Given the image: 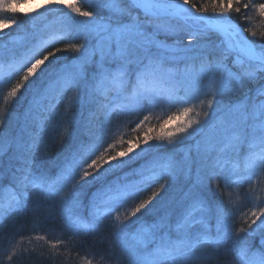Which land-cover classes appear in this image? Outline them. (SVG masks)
I'll return each instance as SVG.
<instances>
[{
  "label": "snow or ice",
  "instance_id": "6c2138e0",
  "mask_svg": "<svg viewBox=\"0 0 264 264\" xmlns=\"http://www.w3.org/2000/svg\"><path fill=\"white\" fill-rule=\"evenodd\" d=\"M27 3L28 0H0V13L14 16L20 12V5ZM48 5L67 8L74 16L81 17L75 24V30L85 34V42L70 43L65 49L56 48L43 55L42 59L33 60L40 51L37 48L31 56L9 65L10 69L22 75L3 97L0 127L4 126L10 102L17 98L18 93L22 94V89L27 91L40 80L52 64L50 57L58 58L57 53L62 51L81 53L76 58L78 63L74 71L59 70L54 81L59 86L57 94L75 90L81 81L90 79L88 95L96 104V112L107 110L111 115L118 110H144L147 113L137 123V129L150 121L155 108H175L176 111L167 114L159 124L158 133L150 134L153 133L152 127L144 132L142 143L149 148L157 146L149 143L153 140L157 144H172L177 137L181 143L188 138H196L204 134L211 124L212 136L197 139L191 147L198 153L202 149L207 153L215 152L213 168L223 169L229 163L227 154H239L241 146L247 144L250 151L245 157L244 171L249 174L240 176L239 164L233 163L232 173L236 179L226 180L224 187L230 183L239 185L244 179L252 181L253 174L249 170L257 164H264V85L254 93L245 92L236 101L222 102L219 97L231 91L233 83L264 79V45L249 41L244 35L250 32L255 37L258 33L251 28L239 27L231 17L232 13L240 15L242 10L246 13L254 7L264 18V3L253 6L251 0H205L203 3L198 0H104L102 6L107 10V16H97L84 10L80 0H47L45 6ZM242 18L251 20L246 14ZM13 26L19 27L17 19L0 18V33ZM213 33L220 37L218 41L210 39ZM160 34L173 37V43L157 39ZM259 36L264 40V31L259 32ZM59 38L62 37H54ZM47 43L49 41L40 47ZM97 56L99 59H94ZM93 65L94 71L86 73V67ZM0 73L9 78L12 75V71L4 72L3 65H0ZM205 77L207 80L201 95L193 96L194 86ZM177 120L180 121L178 126L166 130L167 125ZM118 143L127 144V147L118 149ZM40 145L39 132L30 133L27 141L22 136L0 141V154L14 151L19 153L16 158L21 161V166L15 171L9 169L11 182L3 187V191L10 195L0 203V215L26 208L32 191L49 196L60 195L65 183L78 175L76 182L81 187L95 185L88 206L90 219L85 222L76 211L82 204L73 191L61 197L66 205L67 228L74 235L81 229L94 231L104 219L114 215L113 234L129 257L130 264H177L207 245L219 254L221 246L227 242L228 211L221 202L213 214L200 195L193 196L175 224L164 216L148 226L142 224L133 233L127 231V221L133 217L140 220L163 199L167 184L160 181L165 176L173 178L177 170V164L171 159L154 163L147 175L144 164L131 167L130 161L147 151L141 147L140 139L120 138L106 143L102 134L90 136L74 150L70 162L54 177L36 174L32 170V158L40 151ZM136 148L140 150L134 157L130 156ZM125 168L128 171L125 172ZM118 172H124L123 176ZM216 175L217 172L213 171L205 179ZM198 182L203 183V180L198 178ZM148 190L151 194L141 198V194ZM250 199L251 206L247 211H241L236 206L237 201L230 199L229 203L247 225L238 231L253 236L258 232L264 233V197L253 195ZM129 201L134 203L127 207ZM121 208L125 209L123 219ZM213 220L214 225L211 224ZM35 239L50 244L53 250L64 243L60 239L50 241L39 234ZM260 246L264 248V235ZM230 251L235 252L243 264H264V252L252 251L249 255V249L240 247L238 242ZM53 254L58 253L54 251ZM199 258L211 257L204 255ZM12 259L13 256L9 255L8 260ZM113 259L111 255L102 254L98 264H112ZM85 264H92V260Z\"/></svg>",
  "mask_w": 264,
  "mask_h": 264
},
{
  "label": "trees",
  "instance_id": "16d2710c",
  "mask_svg": "<svg viewBox=\"0 0 264 264\" xmlns=\"http://www.w3.org/2000/svg\"><path fill=\"white\" fill-rule=\"evenodd\" d=\"M35 1L37 0H28L27 4L20 5V12L14 16L0 13V18H14L19 21V27L13 26L0 33V65H3L4 72L12 71L10 78L0 73V107L4 106L3 97L7 91L22 75V73H16L10 69L9 65L31 56L37 48H40V51L37 52L33 60L42 59L43 55H47L49 51H55L56 48L65 49L70 43L85 42V34L75 30L76 22L82 18L74 15H72L74 19H66L58 24V32H52L46 28L43 32L35 31L36 34H34L32 26L43 27L50 20L38 19L39 14H32L29 8ZM103 2L104 0H80L84 10L92 11L97 16H107L108 12L102 6ZM198 2L203 3L205 0H198ZM244 2H248V0H244ZM251 3L254 6L264 3V0H251ZM62 9L67 12V8L63 7ZM24 13L30 15L26 16ZM245 14L250 16L251 20L243 19L242 16ZM231 17L239 27L251 28L258 33L253 37L250 32H245L244 35L249 41L264 45V40L259 36V32L264 31V18L259 16L254 7L249 8L246 13L242 10L240 15L232 13ZM7 36H12L15 39L25 38V40L21 44H16L17 46H7L3 41V38ZM54 37L62 38L54 39ZM157 39L166 43H171L174 40L173 37H166L163 34H160ZM210 39L218 41L220 37L213 33ZM45 41H49V43L41 48L40 46ZM184 43H187L186 38ZM193 43L195 44L196 41ZM80 55L81 53L62 51L57 53L58 58L50 57L52 64L40 80L29 87L27 91L22 89V94L18 93L17 98L8 105L4 116V126L0 127V141L12 136H22L23 140L27 141L30 133L39 132L40 151L32 158V170L36 174L54 177L70 162L74 150L90 136L102 134L106 143L119 141L120 138L133 141L140 139L141 147L146 148L147 151L142 153L141 157L130 161L131 167H139L144 164L147 175L154 163H163L171 159L177 164V170L173 178L165 176L160 181V183L167 184V188L162 194L163 199L156 203L155 208L146 215H142L140 220L133 217L127 221L129 233L135 232L142 224L148 226L164 216H168L170 223L175 224L191 203L193 196L200 195L213 214L216 206L223 203L225 210L229 213L227 220L229 236L227 242L221 246L219 254L211 245H207L197 249L192 257L178 261L177 264H243L236 258L235 252L230 251L235 242H238L242 248L247 247L249 255L252 251L264 252V248L260 246V240L264 233L258 232L253 236H248L247 233L239 232L241 226L247 227V225L240 219V213L236 212L235 207L229 203L230 199L237 201L236 206L241 211H247L251 206L250 197L253 195L264 197V164H257L254 169L249 170L253 174L252 181L244 179L239 185L230 183L227 188L224 187L226 180L236 179L232 173L233 163L239 164L240 176L249 174L244 171L245 157L250 151L247 144L241 146L239 154H227L229 163L223 169L213 168L215 152L207 153L202 149L198 153L194 147H191L195 145L197 139L203 140L205 136H212L211 124L205 129L204 134L196 138H188L181 143L180 137H177V141L172 144L167 142L157 144L153 140L149 143L157 146L149 148L142 143L144 132L148 127H152L153 133L150 134L158 133L159 124L167 114L175 112L176 109H169L166 106L155 108L151 113L150 121L142 128L137 129V123L147 113L144 110L139 112L118 110L111 115L107 114V110L96 112V104L90 97L87 98L90 79L81 81L75 90L69 89L57 94L59 86L54 81L59 70L74 71L78 63L76 58ZM94 59H99V57ZM69 65L71 68L68 67ZM85 71L91 73L94 71V65L87 66ZM206 80L207 77L197 82L194 86L193 96L201 95ZM262 85H264V79L255 81L246 79L239 84L233 83L231 91L221 95L219 99L222 102L236 101L245 92L254 93ZM77 97H79V102H77ZM86 119L89 121L88 125L85 124ZM179 123V120L174 121L166 126V130L178 126ZM121 146L127 147V144H117L118 149ZM139 150V148L134 149L130 156L134 157ZM18 155L19 153L14 151L0 154V173H3L0 175V196L6 194L8 197L10 195L3 191V187L10 185L11 171H15L17 167L21 166V161L16 158ZM181 167L182 170H180ZM124 171L126 172L128 169L125 168ZM213 171L217 172V175L214 178L205 179ZM78 172L79 169H77ZM123 174L124 172H118L120 176ZM198 178L203 180V183H199ZM77 179L78 175L67 181L60 195L49 196L32 191L26 208L11 214L0 215V264H85L89 259L92 260V264H98L102 254L113 256L112 264H130L129 257L122 251L113 234L114 215L104 219L94 231L81 229L78 234L74 235L73 231L67 228L66 205L61 197H66L73 191L82 204L76 211L84 218L85 222L90 219L88 206L90 197L95 191V185L89 184L81 187L76 182ZM150 194L151 190H148L141 194V198H146ZM7 197L0 198V203L5 202ZM133 203V201H129L127 207ZM124 210V208L119 210L121 219H123ZM133 221L136 222L133 223ZM214 223V220L211 221V224L214 225ZM38 234L45 235L50 241L60 239L64 243L53 250L50 244L35 239ZM54 251L58 254L54 255ZM9 255L13 256L11 261L8 260ZM204 255H209L211 258H199Z\"/></svg>",
  "mask_w": 264,
  "mask_h": 264
},
{
  "label": "rangeland",
  "instance_id": "374dc122",
  "mask_svg": "<svg viewBox=\"0 0 264 264\" xmlns=\"http://www.w3.org/2000/svg\"><path fill=\"white\" fill-rule=\"evenodd\" d=\"M45 5H47V0H37V1L33 2V3H31V5H30L29 9L32 11V14L33 15L34 14H39L38 15V19H43V20H49L50 19L48 21V24L45 25V26L43 25V27L32 26L33 30H34L33 31L34 34H36L35 31L38 32V33H41L44 30H46V28H48V30H52V32H58V24L61 21L64 22L66 19H69V18L74 19V17L72 16L73 14L69 11V9H67V12H64V10L62 9L63 7L54 8L51 5H48V6H45ZM134 11H138V10H134ZM55 34H58V33H55ZM23 40H25V38H16L15 39V38H12V36L11 37L7 36L6 38H3L4 45L7 44V46H13V45H16V44L17 45L21 44V42ZM172 43L173 42L168 43V44H172ZM68 67L71 68V65H69ZM87 98H89V95H88ZM116 102L119 103L120 101L117 100ZM102 117H104V116H102ZM85 124L86 125L89 124L88 119H86ZM6 197H7L6 194L0 196V198H6Z\"/></svg>",
  "mask_w": 264,
  "mask_h": 264
}]
</instances>
